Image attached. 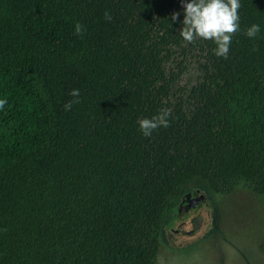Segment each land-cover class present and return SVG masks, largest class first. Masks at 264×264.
<instances>
[{
  "label": "trees",
  "instance_id": "obj_1",
  "mask_svg": "<svg viewBox=\"0 0 264 264\" xmlns=\"http://www.w3.org/2000/svg\"><path fill=\"white\" fill-rule=\"evenodd\" d=\"M240 2L223 58L182 0H0V264H157L190 192L264 195V0Z\"/></svg>",
  "mask_w": 264,
  "mask_h": 264
},
{
  "label": "rangeland",
  "instance_id": "obj_2",
  "mask_svg": "<svg viewBox=\"0 0 264 264\" xmlns=\"http://www.w3.org/2000/svg\"><path fill=\"white\" fill-rule=\"evenodd\" d=\"M190 66L184 82L195 79L196 70ZM201 199L209 200L212 207L201 238L194 242L178 230L199 224L204 212L198 204ZM172 218L161 236L157 264H264V195L246 186L229 195L194 190L181 200Z\"/></svg>",
  "mask_w": 264,
  "mask_h": 264
},
{
  "label": "clouds",
  "instance_id": "obj_3",
  "mask_svg": "<svg viewBox=\"0 0 264 264\" xmlns=\"http://www.w3.org/2000/svg\"><path fill=\"white\" fill-rule=\"evenodd\" d=\"M184 17L179 34L186 42H194L197 38L211 40L216 45L213 49L217 57L227 58L232 36L240 30L241 7L240 0H182ZM106 15H108L106 13ZM180 13L172 15V20L179 18ZM110 18V16H109ZM79 24L76 31L80 32ZM261 31V25L252 24L244 31L249 38H254ZM70 95L73 100L64 104L66 111L71 110L74 103H79L80 90L74 88ZM7 103L6 99H0V109ZM170 110L165 108L159 114L151 118L139 120V128L144 136H151L153 130L159 127H167Z\"/></svg>",
  "mask_w": 264,
  "mask_h": 264
},
{
  "label": "water",
  "instance_id": "obj_4",
  "mask_svg": "<svg viewBox=\"0 0 264 264\" xmlns=\"http://www.w3.org/2000/svg\"><path fill=\"white\" fill-rule=\"evenodd\" d=\"M206 201V204L204 202ZM198 204L204 208V212L202 217L200 218V222L198 225L193 226L191 229L185 231L182 229H179L178 231L181 232L183 235L189 237V239H192V241H198L199 238H201L200 232L202 231V227L204 226V221H207L210 219V210H211V202L206 199L199 200Z\"/></svg>",
  "mask_w": 264,
  "mask_h": 264
}]
</instances>
